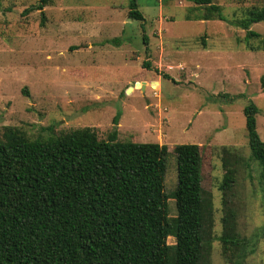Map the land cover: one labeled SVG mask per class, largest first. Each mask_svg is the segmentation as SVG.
<instances>
[{
    "label": "rangeland",
    "instance_id": "1",
    "mask_svg": "<svg viewBox=\"0 0 264 264\" xmlns=\"http://www.w3.org/2000/svg\"><path fill=\"white\" fill-rule=\"evenodd\" d=\"M213 2L227 20L188 19L189 0H138L143 31L127 18L129 0H54L42 9L38 0H0V129L15 127L35 139L90 126L107 139L117 117L116 140L167 145L169 217L176 214L174 147L197 144L213 236L223 215L222 148H233L248 163L229 194L250 243L236 264H264L261 167L243 112L250 100L258 106L264 141V51L247 49L246 31L236 24L264 0ZM250 29L264 35V21ZM116 37L117 44L107 42ZM210 264H227L217 238Z\"/></svg>",
    "mask_w": 264,
    "mask_h": 264
},
{
    "label": "trees",
    "instance_id": "2",
    "mask_svg": "<svg viewBox=\"0 0 264 264\" xmlns=\"http://www.w3.org/2000/svg\"><path fill=\"white\" fill-rule=\"evenodd\" d=\"M38 1L36 9L54 2ZM189 1L194 5L188 19L227 20L213 0ZM127 18L140 22L144 31L138 0H129ZM261 21L264 3L246 8L236 20L246 31L244 42L251 51H264V35L250 29ZM118 39L107 42L117 44ZM243 112L251 155L261 167L264 215L259 108L250 100ZM117 123L114 117L107 139L90 126L35 139L15 127L0 129V264H210L216 238L225 262L236 264L250 243L239 230L237 207L229 194L247 160L231 147L222 148L223 215L221 233L213 236L214 212L202 187L200 147H174L176 214L169 217L164 190L167 145L118 141ZM260 232L264 239V218ZM169 236L174 243L167 242Z\"/></svg>",
    "mask_w": 264,
    "mask_h": 264
},
{
    "label": "water",
    "instance_id": "3",
    "mask_svg": "<svg viewBox=\"0 0 264 264\" xmlns=\"http://www.w3.org/2000/svg\"><path fill=\"white\" fill-rule=\"evenodd\" d=\"M138 84H139V82H136V85H138ZM141 89H142V90L145 89V84H144V82H142Z\"/></svg>",
    "mask_w": 264,
    "mask_h": 264
},
{
    "label": "crops",
    "instance_id": "4",
    "mask_svg": "<svg viewBox=\"0 0 264 264\" xmlns=\"http://www.w3.org/2000/svg\"><path fill=\"white\" fill-rule=\"evenodd\" d=\"M125 23V22H124Z\"/></svg>",
    "mask_w": 264,
    "mask_h": 264
}]
</instances>
